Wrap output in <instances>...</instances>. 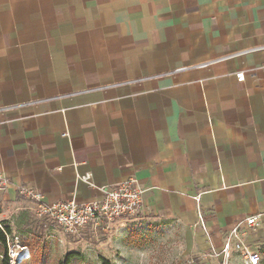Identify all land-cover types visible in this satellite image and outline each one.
Here are the masks:
<instances>
[{
    "label": "crops",
    "instance_id": "obj_1",
    "mask_svg": "<svg viewBox=\"0 0 264 264\" xmlns=\"http://www.w3.org/2000/svg\"><path fill=\"white\" fill-rule=\"evenodd\" d=\"M262 47L264 0H0V223L48 225L19 186L85 203L135 177L143 210L120 223L245 264L222 250L251 217L264 247Z\"/></svg>",
    "mask_w": 264,
    "mask_h": 264
},
{
    "label": "rangeland",
    "instance_id": "obj_2",
    "mask_svg": "<svg viewBox=\"0 0 264 264\" xmlns=\"http://www.w3.org/2000/svg\"><path fill=\"white\" fill-rule=\"evenodd\" d=\"M48 225H33L20 237L9 235V264H101V257L113 264H188L176 244H163L161 233L150 231L137 222L90 225L76 234ZM21 246H27L28 250L22 251ZM19 252L25 254L21 260L16 256ZM259 252L262 256L260 264H264V247ZM70 253L75 256L67 263ZM2 255L0 250V263ZM237 255L244 261L241 254Z\"/></svg>",
    "mask_w": 264,
    "mask_h": 264
},
{
    "label": "built area",
    "instance_id": "obj_3",
    "mask_svg": "<svg viewBox=\"0 0 264 264\" xmlns=\"http://www.w3.org/2000/svg\"><path fill=\"white\" fill-rule=\"evenodd\" d=\"M236 77L240 82L245 78L243 73L236 74ZM81 179L89 181L90 177L87 175ZM10 185L9 179L0 172V201ZM100 191L103 194L101 200L79 203L73 198L66 202L46 203L43 194L37 189L31 186L17 187L20 196L35 204V214L38 219L45 220L68 234H76L90 225L100 226L102 223L136 218L143 210L144 190L135 177H130L114 186L102 187ZM243 224L236 225L226 237L222 250L223 255L226 259H230L233 253H239L243 256L245 264H260L262 262L260 252L253 250L246 242L250 234L249 229L257 227L258 218L247 219L248 228H244ZM0 228H2L1 225ZM20 248L23 251L28 250L27 247Z\"/></svg>",
    "mask_w": 264,
    "mask_h": 264
},
{
    "label": "trees",
    "instance_id": "obj_4",
    "mask_svg": "<svg viewBox=\"0 0 264 264\" xmlns=\"http://www.w3.org/2000/svg\"><path fill=\"white\" fill-rule=\"evenodd\" d=\"M2 226V225H1ZM11 235V229L8 226H2V228H0V250H2V256L3 259L1 261L0 264H9L8 261V249H7V245H8V236ZM75 254L74 253H70L67 256V263L74 258ZM101 264H113L109 259L105 258V257H101Z\"/></svg>",
    "mask_w": 264,
    "mask_h": 264
},
{
    "label": "bare ground",
    "instance_id": "obj_5",
    "mask_svg": "<svg viewBox=\"0 0 264 264\" xmlns=\"http://www.w3.org/2000/svg\"><path fill=\"white\" fill-rule=\"evenodd\" d=\"M23 251V250H22ZM24 251H26V249L24 250ZM22 252H20V254H17L16 256H20V259L19 260H21V259H23L24 257H25V254H21Z\"/></svg>",
    "mask_w": 264,
    "mask_h": 264
}]
</instances>
